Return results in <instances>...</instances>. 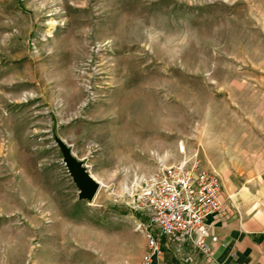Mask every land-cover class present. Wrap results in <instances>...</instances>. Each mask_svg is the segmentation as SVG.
Segmentation results:
<instances>
[{
  "label": "rangeland",
  "instance_id": "obj_1",
  "mask_svg": "<svg viewBox=\"0 0 264 264\" xmlns=\"http://www.w3.org/2000/svg\"><path fill=\"white\" fill-rule=\"evenodd\" d=\"M262 153L264 0H0V264H144L135 178Z\"/></svg>",
  "mask_w": 264,
  "mask_h": 264
},
{
  "label": "built area",
  "instance_id": "obj_2",
  "mask_svg": "<svg viewBox=\"0 0 264 264\" xmlns=\"http://www.w3.org/2000/svg\"><path fill=\"white\" fill-rule=\"evenodd\" d=\"M183 150L180 146L179 151ZM130 189L128 206L138 216L133 229L144 237L147 247L144 263L166 251L183 255L187 249V259L194 251L210 253L206 220L225 212L215 171L202 167L198 159H184L161 167L154 175L135 178Z\"/></svg>",
  "mask_w": 264,
  "mask_h": 264
},
{
  "label": "crops",
  "instance_id": "obj_3",
  "mask_svg": "<svg viewBox=\"0 0 264 264\" xmlns=\"http://www.w3.org/2000/svg\"><path fill=\"white\" fill-rule=\"evenodd\" d=\"M217 174L225 212L206 220L210 253L189 252L187 259V249L183 255L166 251L144 264H264V163ZM212 237L217 241L212 243Z\"/></svg>",
  "mask_w": 264,
  "mask_h": 264
},
{
  "label": "water",
  "instance_id": "obj_4",
  "mask_svg": "<svg viewBox=\"0 0 264 264\" xmlns=\"http://www.w3.org/2000/svg\"><path fill=\"white\" fill-rule=\"evenodd\" d=\"M65 164L80 190V196L82 198H92L97 189V184L94 180L88 176L80 165L75 163L69 156L65 158Z\"/></svg>",
  "mask_w": 264,
  "mask_h": 264
}]
</instances>
